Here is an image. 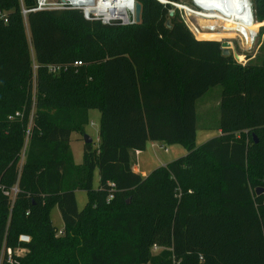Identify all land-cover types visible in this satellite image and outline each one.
Segmentation results:
<instances>
[{
  "label": "trees",
  "instance_id": "trees-1",
  "mask_svg": "<svg viewBox=\"0 0 264 264\" xmlns=\"http://www.w3.org/2000/svg\"><path fill=\"white\" fill-rule=\"evenodd\" d=\"M137 1L141 21L122 26L0 0V85L25 79L37 109L22 160L15 106L0 108V264L7 247L27 248L14 264H264V59L244 64L197 37L172 5L180 0ZM255 4L263 22L264 0ZM216 86L221 134L198 145L196 103ZM91 110L99 139L77 164L72 134H86ZM148 141L187 153L142 176L132 154ZM77 190L89 195L82 210Z\"/></svg>",
  "mask_w": 264,
  "mask_h": 264
},
{
  "label": "rangeland",
  "instance_id": "rangeland-1",
  "mask_svg": "<svg viewBox=\"0 0 264 264\" xmlns=\"http://www.w3.org/2000/svg\"><path fill=\"white\" fill-rule=\"evenodd\" d=\"M200 1V0H199ZM182 6V8H176L180 14V17L183 19L185 24L188 26L190 30H192L197 37L200 38H212L222 41L223 43H227V48L230 51V54L234 55L237 61L241 63H247L248 61H261L264 59V21L260 22L257 16V8L255 4V0L248 1V4L252 5L254 16H255V29L257 31V37L253 44L246 45L244 41L235 33V31H229L223 29L221 27H217L215 29H208L201 27L199 24V20L203 17L202 14H205V10L203 9V5L199 2V6L202 8V11L195 8V4L193 0H180L177 2ZM201 12V13H199ZM215 19V18H214ZM216 20L221 21V19L216 18ZM197 27V28H196ZM24 37V43L26 46L29 47L31 50V34L29 30L28 23L25 21L23 24L22 32ZM10 34V33H8ZM5 35V34H4ZM19 36V34H12L11 37ZM35 82V81H34ZM27 84L26 80L24 79L21 84L19 85H8L1 86L0 85V108L8 107L9 105L15 106L16 113L19 112V116L14 114L13 123L14 131L19 135L20 138H24V146L21 152V159L23 160V156L27 149V142L31 135V131L35 126V121L37 118V109L35 104V96H32L30 99L25 92V85ZM35 84V83H34ZM23 88H22V87ZM221 92V87L217 86L214 87L206 97H209L212 101H209L207 104L203 105L205 101H203L204 97L197 101V137L196 143L198 145L204 143L205 141L209 140L210 138L214 137L217 132L216 123L219 122L220 119V105L219 101L216 103L215 97L216 93ZM75 99L81 100L76 94L74 97ZM31 101V103H30ZM211 109L212 111H209ZM99 117L100 112L98 110H91L89 112V120L88 125L86 126V134L91 136L95 144H97L99 139ZM94 124H93V123ZM211 123L207 125V123ZM207 126H210L208 128ZM84 138L81 134L73 133L72 134V141H71V149L73 152V158L75 163L80 164L83 161V152H84ZM163 145V147L169 148V145ZM160 149V144L158 145ZM176 150L169 151L168 153L164 152V148L157 150L158 156L156 158H160V162H171L181 156H184L187 151L180 146H174ZM178 149V150H177ZM135 158V153L132 155ZM21 160V161H22ZM156 164V163H154ZM159 165V163H158ZM160 166V165H159ZM158 166V167H159ZM157 168V167H154ZM154 170V169H152ZM152 172V171H151ZM100 185V175L99 170L96 168L93 172V188L98 189ZM76 198L77 204L80 210L84 209L86 206L89 195L87 191L84 190H77L76 191ZM129 200L128 202H130ZM50 217L54 226L62 229L65 225L60 213L59 208L56 206L52 208L50 212ZM159 248L153 249L154 252H157Z\"/></svg>",
  "mask_w": 264,
  "mask_h": 264
},
{
  "label": "built area",
  "instance_id": "built-area-1",
  "mask_svg": "<svg viewBox=\"0 0 264 264\" xmlns=\"http://www.w3.org/2000/svg\"><path fill=\"white\" fill-rule=\"evenodd\" d=\"M163 3H167L166 0H160ZM199 0H193L195 4V8L197 10H201L202 8L199 7ZM250 2V0H249ZM138 3L137 0H36V6L31 11H42V10H62V9H78L80 10L85 19L87 20H97L101 21L105 25H113L119 24L122 26H131L138 23L136 18V4ZM251 4V3H250ZM172 5L176 8H182L180 4L177 2H172ZM233 8L236 11L241 8L236 3L232 4ZM252 10V24L255 28V16L253 12V8L251 5ZM28 10H24L23 13L26 15ZM201 13V12H199ZM233 25V23H230ZM192 31V30H191ZM244 41L246 45H251L255 42L257 37V31L249 30L240 31V30H232ZM193 32V31H192ZM194 33V32H193ZM195 34V33H194ZM197 36V35H196ZM200 38V37H199ZM81 61H76L75 65H81ZM60 69V67H51L53 72H56ZM19 112L16 113L19 116ZM10 118H14V116H10ZM18 192V187L15 186L12 188L11 192L7 191L6 194H11L15 196ZM113 198L111 195L109 199ZM59 232H62L60 229ZM20 240L23 242L30 241V236L28 234H21ZM155 247H157L155 245ZM27 251L26 247H17L13 249L12 247L4 248L3 255H7V261L10 264H14L15 258L14 254L23 255Z\"/></svg>",
  "mask_w": 264,
  "mask_h": 264
},
{
  "label": "bare ground",
  "instance_id": "bare-ground-1",
  "mask_svg": "<svg viewBox=\"0 0 264 264\" xmlns=\"http://www.w3.org/2000/svg\"><path fill=\"white\" fill-rule=\"evenodd\" d=\"M249 0H200L205 14L199 20L201 27L215 29L218 26L226 30L255 31L252 24V10ZM236 3L241 8L236 11L232 4ZM250 3V2H249ZM200 7V6H199ZM215 18V19H214ZM221 19V21L216 20ZM230 23H233L231 25ZM197 28V27H196Z\"/></svg>",
  "mask_w": 264,
  "mask_h": 264
},
{
  "label": "crops",
  "instance_id": "crops-1",
  "mask_svg": "<svg viewBox=\"0 0 264 264\" xmlns=\"http://www.w3.org/2000/svg\"><path fill=\"white\" fill-rule=\"evenodd\" d=\"M211 90H209L204 95L205 97L202 96L200 98V99H202L204 97L203 101H205V102H204L203 105L207 104L209 101H212L209 97H206L207 94H209L211 92ZM222 90H223V88L221 87V92L220 93H218V92L216 93V97H215V100H214V101H216V103L219 101L220 110H221V95H222ZM200 99H198V101ZM209 111H212V110L209 109ZM220 117H221V114H220ZM100 120H101V113H100V117H99V121ZM209 124H211V123L210 122L207 123V125H209ZM215 125H216L217 132H218V134H216L215 136H218V135L221 134L220 119H219V122L216 123ZM207 127L210 128V126H207ZM99 129H100V124H99ZM197 130H198V125H197ZM159 144H160V149L164 148L163 150H165L164 152H166V153H168L169 151L172 152V151L176 150L175 147H174L176 145L182 146L185 149V151H187L186 148L183 145H181V144H172V145H169L170 146L169 148H167V146L166 147H163V145H161V144H164L165 145V143H163V142H159V141H148L144 149L137 150V151L133 152V153H135V158L132 157V167H133V170L135 172L141 174L142 176H147L151 171H153L152 169H155L154 167H158L159 165L160 166H164V165H166V164L169 163V162H160L161 159L159 157L156 158V155L158 156V151L157 150H160L159 147H158ZM154 163H156V164H154ZM158 163H159V165H158Z\"/></svg>",
  "mask_w": 264,
  "mask_h": 264
},
{
  "label": "water",
  "instance_id": "water-1",
  "mask_svg": "<svg viewBox=\"0 0 264 264\" xmlns=\"http://www.w3.org/2000/svg\"><path fill=\"white\" fill-rule=\"evenodd\" d=\"M159 1H160V0H159ZM141 13H142V5H141V3L138 2V3L136 4V18H137V21H138V22L141 21ZM174 14H175V11L172 10V11L170 12V15L173 16ZM167 26H170V22H167ZM222 47H223V55H229V54H230V51H229V49L227 48V43H223V44H222ZM83 138H84V142H85V143H92V141H93L92 137L89 136V135H87V134H85V135L83 136ZM262 192H264V188H258V189H257V193H258V194H261Z\"/></svg>",
  "mask_w": 264,
  "mask_h": 264
}]
</instances>
